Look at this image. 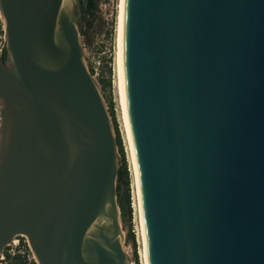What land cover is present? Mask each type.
<instances>
[{
	"label": "water",
	"instance_id": "water-1",
	"mask_svg": "<svg viewBox=\"0 0 264 264\" xmlns=\"http://www.w3.org/2000/svg\"><path fill=\"white\" fill-rule=\"evenodd\" d=\"M82 0H0V254L133 264ZM147 264H264V0H123Z\"/></svg>",
	"mask_w": 264,
	"mask_h": 264
},
{
	"label": "rangeland",
	"instance_id": "rangeland-1",
	"mask_svg": "<svg viewBox=\"0 0 264 264\" xmlns=\"http://www.w3.org/2000/svg\"><path fill=\"white\" fill-rule=\"evenodd\" d=\"M120 0H99L98 11L91 18L89 28V39L81 36L88 67L99 83L101 94L109 111L110 103L113 106L115 123L119 130L123 152L128 170V190L131 215L130 224L123 223L124 249L132 258V263L136 264L131 242H126L128 229L131 228L135 235L136 253L143 255V243L140 223V213L138 205V194L135 173L130 157L129 144L127 140L126 128L123 118L121 96L119 92V79L117 72V28ZM4 39V20L0 12V42ZM111 117V115H110ZM112 120V117H111ZM113 124V121H112ZM114 128V124H113ZM115 133V128H114ZM120 208V207H119ZM121 215V210H120Z\"/></svg>",
	"mask_w": 264,
	"mask_h": 264
},
{
	"label": "trees",
	"instance_id": "trees-1",
	"mask_svg": "<svg viewBox=\"0 0 264 264\" xmlns=\"http://www.w3.org/2000/svg\"><path fill=\"white\" fill-rule=\"evenodd\" d=\"M98 3L99 0H82V9H83V27H82V36L86 39H89V28L91 25V18L95 15V13L98 11ZM6 57V48L4 46L1 59H5ZM109 113L112 117V121L115 128V137L118 144V150L120 153V165L118 169V177H117V200L118 205L121 210V220L123 223L130 224L129 218L131 215V209L129 204V190H128V170H127V164L123 152L122 147V141L121 136L119 133V130L117 128V125L115 123V117H114V111L113 106L110 103ZM2 115V109L0 105V119ZM126 242H131L133 246V254H134V260L137 262V253H136V242H135V235L133 231L128 229L127 235H126Z\"/></svg>",
	"mask_w": 264,
	"mask_h": 264
},
{
	"label": "bare ground",
	"instance_id": "bare-ground-1",
	"mask_svg": "<svg viewBox=\"0 0 264 264\" xmlns=\"http://www.w3.org/2000/svg\"><path fill=\"white\" fill-rule=\"evenodd\" d=\"M122 17H123V2L120 0L119 4V14H118V28H117V56H116V63H117V74L119 79V92L121 96V104H122V110H123V118L126 128V134H127V140L129 144V150H130V157L133 164L134 169V175L136 179V186H137V194H138V205H139V213H140V223H141V233H142V243H143V258L145 264L146 262V254H145V242H144V233H143V225H142V216H141V207H140V198H139V189H138V180H137V172H136V165H135V159H134V153H133V147H132V141L128 126V120L126 115V107H125V99H124V86H123V75H122Z\"/></svg>",
	"mask_w": 264,
	"mask_h": 264
},
{
	"label": "built area",
	"instance_id": "built-area-1",
	"mask_svg": "<svg viewBox=\"0 0 264 264\" xmlns=\"http://www.w3.org/2000/svg\"><path fill=\"white\" fill-rule=\"evenodd\" d=\"M4 46H5V39H3L0 42V59L2 56ZM6 247H9L10 252L12 251V253L15 250H18L25 257L28 264H38L36 262L34 254L29 246V243L26 237L21 236V235L16 236L14 239L11 240L9 244L6 245ZM138 255L139 256L137 258L136 264H145L143 255L141 257L139 251H138ZM0 258H3V254H0Z\"/></svg>",
	"mask_w": 264,
	"mask_h": 264
},
{
	"label": "flooded vegetation",
	"instance_id": "flooded-vegetation-1",
	"mask_svg": "<svg viewBox=\"0 0 264 264\" xmlns=\"http://www.w3.org/2000/svg\"><path fill=\"white\" fill-rule=\"evenodd\" d=\"M1 254H3V258H0V264H28L25 257L18 250L12 253L9 247H5Z\"/></svg>",
	"mask_w": 264,
	"mask_h": 264
},
{
	"label": "snow or ice",
	"instance_id": "snow-or-ice-1",
	"mask_svg": "<svg viewBox=\"0 0 264 264\" xmlns=\"http://www.w3.org/2000/svg\"><path fill=\"white\" fill-rule=\"evenodd\" d=\"M122 2H123V0H122Z\"/></svg>",
	"mask_w": 264,
	"mask_h": 264
}]
</instances>
